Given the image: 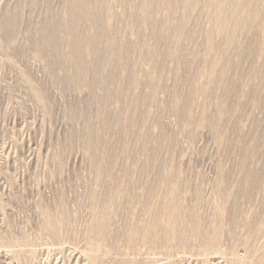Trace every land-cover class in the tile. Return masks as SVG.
<instances>
[{"label": "rangeland", "instance_id": "1", "mask_svg": "<svg viewBox=\"0 0 264 264\" xmlns=\"http://www.w3.org/2000/svg\"><path fill=\"white\" fill-rule=\"evenodd\" d=\"M0 264H264V0H0Z\"/></svg>", "mask_w": 264, "mask_h": 264}, {"label": "bare ground", "instance_id": "2", "mask_svg": "<svg viewBox=\"0 0 264 264\" xmlns=\"http://www.w3.org/2000/svg\"><path fill=\"white\" fill-rule=\"evenodd\" d=\"M241 168V167H240ZM151 179V178H150ZM162 188V187H161ZM146 189V188H145ZM167 190V189H166ZM182 191V190H181ZM146 192V191H145ZM234 195V194H233ZM142 201V200H141ZM168 201V200H167ZM148 202V201H147ZM149 203V202H148ZM131 207V206H130ZM123 210V209H122ZM185 210V209H184ZM183 210V211H184ZM119 214V213H118ZM197 214V213H196ZM215 214V213H214ZM99 217V216H98ZM149 217V216H148ZM159 218V217H158ZM155 219V218H154ZM185 221V220H184ZM158 223V222H157ZM46 228H49L50 227V223H49V221H47V223H46ZM104 226V225H103ZM102 226H100V228H101ZM171 227V226H170ZM173 228V227H172ZM142 229V228H141ZM170 229V228H169ZM118 230H119V228H118ZM144 230V233H150L151 231H152V226H148V227H146L145 229H143ZM172 231V230H171ZM197 232V231H196ZM210 232V231H209ZM220 232V231H219ZM73 233V232H72ZM109 233V232H108ZM171 233L172 232H170V234L169 235H171ZM190 233V232H189ZM74 234V233H73ZM174 234V233H173ZM168 235V234H167ZM175 235V234H174ZM55 237V236H54ZM172 237V236H171ZM61 238V237H60ZM80 238V237H79ZM174 238V237H173ZM182 238V237H181ZM255 238V237H254ZM112 240V239H111ZM180 240V239H179ZM175 241V240H174ZM181 241V240H180ZM168 242H170V240L168 241ZM209 243H211L210 241H209ZM175 247V246H174Z\"/></svg>", "mask_w": 264, "mask_h": 264}]
</instances>
